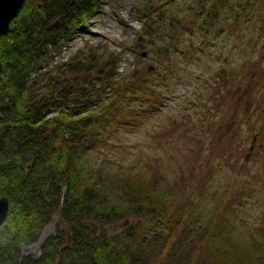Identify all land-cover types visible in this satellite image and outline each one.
<instances>
[{
  "label": "rangeland",
  "instance_id": "374dc122",
  "mask_svg": "<svg viewBox=\"0 0 264 264\" xmlns=\"http://www.w3.org/2000/svg\"><path fill=\"white\" fill-rule=\"evenodd\" d=\"M149 2L145 26L143 0H104L52 52L55 63L97 48L113 62L112 85L98 72L92 87L62 90L55 105L80 114L116 102L118 120L87 163L160 206L110 226L118 234L157 224L148 264H252L249 253L264 243V0ZM57 224L56 214L35 242L20 244L22 254L37 257ZM258 256L264 264V250Z\"/></svg>",
  "mask_w": 264,
  "mask_h": 264
},
{
  "label": "trees",
  "instance_id": "16d2710c",
  "mask_svg": "<svg viewBox=\"0 0 264 264\" xmlns=\"http://www.w3.org/2000/svg\"><path fill=\"white\" fill-rule=\"evenodd\" d=\"M103 1L27 0L0 38V197L9 199L0 264H148L158 250L157 224L118 234L110 226L121 217L159 212L160 206L146 190L123 191L116 180L91 173L87 163L105 126L117 119L116 102L80 114L55 105L62 90L92 87L98 72L105 76L103 86L112 85L111 55L89 48L55 63L52 55L81 24L87 26ZM143 1L142 17L151 26L154 8ZM56 214L59 224L44 238L40 254H22L20 244L35 242ZM213 241L221 244L219 236ZM263 250L262 241L249 263L257 264ZM228 255L222 249V260Z\"/></svg>",
  "mask_w": 264,
  "mask_h": 264
},
{
  "label": "water",
  "instance_id": "95a60500",
  "mask_svg": "<svg viewBox=\"0 0 264 264\" xmlns=\"http://www.w3.org/2000/svg\"><path fill=\"white\" fill-rule=\"evenodd\" d=\"M27 0H0V37L10 29L11 20L19 13L21 7ZM167 50H164L167 57ZM225 71H222V76ZM2 76V63L0 61V77ZM65 185L61 186V193H64ZM9 211V199L7 196L0 197V227L5 223Z\"/></svg>",
  "mask_w": 264,
  "mask_h": 264
}]
</instances>
